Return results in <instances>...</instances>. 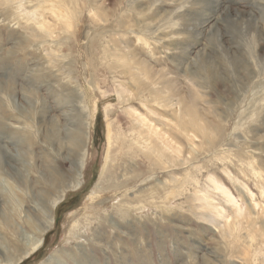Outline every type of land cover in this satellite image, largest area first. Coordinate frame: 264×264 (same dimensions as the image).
<instances>
[{
    "label": "rangeland",
    "instance_id": "obj_1",
    "mask_svg": "<svg viewBox=\"0 0 264 264\" xmlns=\"http://www.w3.org/2000/svg\"><path fill=\"white\" fill-rule=\"evenodd\" d=\"M53 1L63 20L0 0V264H264V0ZM108 40L149 79L101 66ZM133 76L168 83L184 117L145 95L147 111ZM107 106L125 130L124 111L150 113L170 149L153 164L112 147L101 183Z\"/></svg>",
    "mask_w": 264,
    "mask_h": 264
},
{
    "label": "bare ground",
    "instance_id": "obj_2",
    "mask_svg": "<svg viewBox=\"0 0 264 264\" xmlns=\"http://www.w3.org/2000/svg\"><path fill=\"white\" fill-rule=\"evenodd\" d=\"M3 1H5L4 3H6V4L9 3V2L11 3L12 1L14 2V0H12V1L11 0H3ZM45 2L49 3L48 5L46 4L45 6H47L49 8V10L54 14V16L56 14V19H58V18H61L62 20L64 19V17H63V11H64V9H63V6L61 4H59L57 1H53V0H45ZM91 12H93L94 17H97V21H103L100 18L102 16L99 17V15H101V14L96 13V11H95L94 8L91 9ZM31 13L32 12H30V14ZM41 13H43V12H41ZM66 13H67V11H66ZM138 13H140V12H138ZM30 14H29V17H28V14H27V18H25L26 19V22L28 24L27 27H29L30 32L31 33H34V34H37V36H39L41 38L49 39L51 37V35H52V33H49L50 32L49 31L50 29H49L48 25H50V23L47 25L46 20H42L41 18H39V16L37 17V14H33V13L31 15ZM60 23H62L61 20H60ZM64 24L66 25L67 23H64ZM144 26H145V28L143 30L144 32H146V33L151 32V28H150L149 23H146L145 22V25ZM67 27H68V25H67ZM137 35H138V40L140 41V40H143V37L142 36L145 37L147 34L146 35H142L141 32H140ZM111 42H112L111 40H108L106 42V45L103 47V51H102V53H103L102 56L103 57L101 58V63H100L101 66L106 67V68L107 67L110 68L111 65H112V66H115V67H118V68L127 69V71L129 73L130 72H133V74L139 76V78L140 77H143L144 80H148L149 78L147 79L146 74L139 68L138 64H135L130 59L129 60L125 59L126 57H123L122 56V54L119 51V48L116 46V44H113ZM119 43H121V42L119 41ZM124 47H127V45H124ZM108 60H110V62H108ZM144 66H145V64H144ZM134 78H135L134 76L131 78V82L135 83V85H136L135 86V89L138 92V95H136V96H137V99L139 100V102H141L142 104H143V102H146L147 97L145 95L150 96V97H153L154 96V98H150V99L153 100V102H155L156 104L161 105L163 107H169V108L177 107L178 108V115H179L178 116V119H179L180 116L184 117L185 110L187 109L186 108L185 101L181 97V95H174V94H172L170 92V87L168 86V83H166L165 89L160 90L156 86H153L152 83H149V84H146V85H143V84L139 85V84H137V80L136 79L134 80ZM100 85H101V82L100 81H95L94 87L97 90H99L101 92V94H105L104 92H102V87ZM118 87L119 88L120 87L122 88L121 91L115 89L114 92L118 96V100L119 101H122V100H124L126 98L127 95H125V94L128 92L127 91L128 89L127 88H124L123 87V84H119ZM156 96L158 98H156ZM143 106L147 109V111L152 112L154 110L153 109L154 107L153 108H148V107H152V106H149V105L147 106L145 104H143ZM151 109H153V110H151ZM41 112L44 113L43 111H41ZM110 112H112L111 111V107L110 106H107L105 108L107 152H106V157H105V163L103 165V168H102V170H101V172L99 174V178H98L101 183L104 180V178L106 177V173H107V167L106 166H107V162H108L109 157H110V153H112V147H115L116 146V151L118 153L122 152L124 149H126V150L129 149V150H131L132 155H136L138 152H142V154L144 153L145 156H146V158L151 155V157L154 159L153 164L156 161L160 160L162 156L164 157V155L162 154V150L163 149H168V150L170 149L169 146H167V145H160V147H159L158 144H157V146L154 144L156 142L153 143V141H156V139H153V138H157V140L159 141V135L161 133L160 134L157 133L156 132V128L154 127V125L153 126L150 125L151 122L147 118V116L149 117L151 115L150 113H148V115L142 114L139 111L135 110L134 108L131 109V111H129V110L128 111H124L123 114H125L129 118V121H130V127L127 128V130H125L117 122V119L112 120V119L109 118V113ZM152 114H154V112H152ZM156 114H157V111H156ZM45 116H46V114H45ZM151 117H152V115H151ZM157 121L158 120H155L154 122L156 123ZM50 122H52V121H50ZM79 124H82V123H79ZM85 125L88 126L87 124H85ZM51 127H52V129L50 130L51 137H50V139L48 138V140L46 139V141L49 144H52V145L56 144L57 145L61 141V139H60V137H61L60 133L61 132L59 131L60 128H58L56 124H52ZM64 130H66V129L64 128ZM67 134L68 133H66V135ZM153 136H155V137H153ZM85 137H86V139L88 138V132H85ZM49 144H47V145H49ZM84 155H85V150L83 152V157H84ZM166 158H168V157H166ZM155 159H157V160H155ZM149 160H150V158H149ZM82 165L83 164H80V168L82 167ZM78 178L81 179V175L80 174L78 175ZM172 180H173V178H172ZM79 183H80V181H78V183L75 185V187ZM218 184L219 183L214 182V185H213L214 188L213 189L216 190V191L217 190L221 191V194L224 195V198L226 196L227 199H229L228 201L229 202H232V200L228 196L227 192L224 191V189H222L221 186L218 185ZM61 198H58L59 200H55L52 205L55 206V204H57V202L60 201ZM41 244H42V239H39L35 243V245L32 247L31 251H35L36 249H38L41 246Z\"/></svg>",
    "mask_w": 264,
    "mask_h": 264
}]
</instances>
